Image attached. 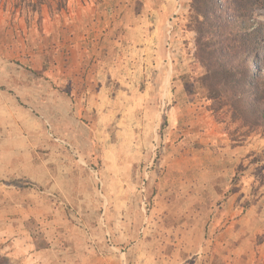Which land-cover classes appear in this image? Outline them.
Masks as SVG:
<instances>
[{"label":"rangeland","instance_id":"1","mask_svg":"<svg viewBox=\"0 0 264 264\" xmlns=\"http://www.w3.org/2000/svg\"><path fill=\"white\" fill-rule=\"evenodd\" d=\"M249 1L250 24L264 26V0ZM184 2L181 10L179 0H0V54L8 55L15 68L27 70L33 69L36 58L42 56L44 74L59 63V68H69L76 75V85L91 81L99 85L100 80L114 89L117 84H129L128 89L124 86V96L128 93L132 98L131 92L143 91L155 77L145 69L125 70L130 48L124 26L132 23L143 7L149 12L144 18L147 22H154L156 10L162 9L166 28L177 37L172 53L176 66L173 62L166 107L158 114L151 101L155 95L149 93L151 105L137 101V107L136 102L125 100L116 108L113 102V110H104L103 115L109 118L101 125L95 124L92 114V145L99 155L91 163L98 178L93 176V182L100 185L103 181L101 192L110 209L121 207V250L128 264H180L182 260L188 264H264V129L248 133L238 123L231 124L226 109L217 111V103L209 98L204 84L206 68L201 49L207 39L197 31L204 22L197 13L207 0ZM119 4L123 11H114ZM106 5L110 12H106ZM85 12L90 17L87 28L79 29L77 35L69 32V24H76L74 20ZM108 13L122 23L110 36L106 33L113 22ZM112 40L116 43H110ZM109 54L111 66L118 65L120 73L128 77L105 74L102 79L98 71L103 57ZM109 94L115 97V93ZM133 115H144L140 125H133ZM116 116L123 117L124 122L119 118L115 122ZM120 148L122 157L116 156ZM116 161L121 173L115 172ZM102 169L105 172L100 176ZM119 182L123 184L121 190L117 189ZM160 182L161 192L169 194L170 187L178 196L179 191L188 196V202L205 195L212 197L214 213L200 220L202 204H177L172 211L173 216L178 214L176 220H168L170 209L165 200L163 203L157 198ZM214 184L216 189H209ZM120 196L122 203L112 204ZM181 208L186 211H179ZM185 213L189 217L183 222L180 214ZM196 217L200 221H195ZM179 228L182 233L175 234ZM200 229L203 235L196 236Z\"/></svg>","mask_w":264,"mask_h":264},{"label":"crops","instance_id":"2","mask_svg":"<svg viewBox=\"0 0 264 264\" xmlns=\"http://www.w3.org/2000/svg\"><path fill=\"white\" fill-rule=\"evenodd\" d=\"M185 6L184 0H179L181 10ZM117 7L114 11H123L124 6L119 4ZM145 8L138 10L133 22L124 26L130 48L129 53L125 52L129 62L125 70L145 69L155 77L152 84L144 85L143 91L131 92L133 97L139 94L134 98H129L128 93L124 96V86L128 89L129 84H117L114 89L100 80L99 85L92 81L76 85V75L69 68H59L56 59L58 65L54 64L44 74L40 68L45 59L42 56L36 58L33 69L27 70L15 68L8 55L0 54V251L17 264H128L125 251L122 254L123 222L121 216L118 218L121 207L117 206L123 197L112 202L117 206L113 211L108 199L102 195L103 181L100 185L93 182L96 174L91 163L99 155L92 145L89 126L92 114H95V124L107 122L109 117L103 112L107 108L113 110V102L118 108L125 100L136 102L137 107V101H145L148 105L152 101L158 114L166 107L176 66L172 53L177 37L175 34L172 37L166 28L162 9L156 10L154 22H147L144 18L149 12ZM105 10L110 12L107 5ZM107 15L113 22L106 33L110 36L122 27V23L112 13ZM89 18L85 12L73 19L76 24H69V32L77 35L79 29L85 30ZM110 60V54L103 57L104 64L98 71L102 79L105 74L117 78L121 77L119 74L126 75L120 73L118 65L112 67ZM45 77L50 78L45 81ZM108 93H115V97ZM149 93L155 95L151 101ZM177 109L182 108L177 105ZM133 116V125H140L144 115ZM118 118L124 122L123 117L113 119L118 122ZM116 152V156H124L122 148ZM103 156L107 155L104 153ZM118 162L114 164L115 172L121 173ZM100 172L101 176L105 171ZM116 185L117 189L123 188L122 182ZM162 185L160 182L157 186V198L159 202L165 200L170 209L171 216L166 215L168 220H176L178 214L173 216L172 211L173 205L177 204L180 207L202 204L200 220L214 213L212 197L205 195L188 202V196L180 191L178 196L170 187L169 194L161 192ZM177 187L174 185V189ZM209 189H216L215 184ZM182 210L186 211L185 208L179 211ZM185 214H180L183 222L189 217ZM199 219L196 217L195 221ZM174 233H182V230L175 229ZM198 235L202 236L203 230L196 232ZM107 241H111V245ZM180 264L188 262L182 260Z\"/></svg>","mask_w":264,"mask_h":264},{"label":"trees","instance_id":"3","mask_svg":"<svg viewBox=\"0 0 264 264\" xmlns=\"http://www.w3.org/2000/svg\"><path fill=\"white\" fill-rule=\"evenodd\" d=\"M205 4V3H204ZM249 0H207L197 13L204 42V84L216 109L227 110L231 124L264 129V26L250 24ZM0 264H12L0 253Z\"/></svg>","mask_w":264,"mask_h":264}]
</instances>
